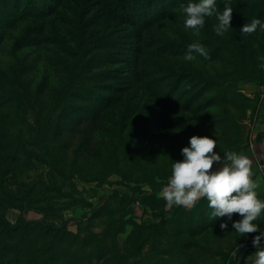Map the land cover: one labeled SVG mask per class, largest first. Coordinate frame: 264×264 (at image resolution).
Listing matches in <instances>:
<instances>
[{
    "label": "rangeland",
    "instance_id": "1",
    "mask_svg": "<svg viewBox=\"0 0 264 264\" xmlns=\"http://www.w3.org/2000/svg\"><path fill=\"white\" fill-rule=\"evenodd\" d=\"M188 2L0 0V264H254L259 233L159 195L191 137L248 157L263 121L264 32L240 30L264 0H216L222 37L183 28Z\"/></svg>",
    "mask_w": 264,
    "mask_h": 264
},
{
    "label": "clouds",
    "instance_id": "2",
    "mask_svg": "<svg viewBox=\"0 0 264 264\" xmlns=\"http://www.w3.org/2000/svg\"><path fill=\"white\" fill-rule=\"evenodd\" d=\"M183 28L199 34L205 25L206 17H214L213 30L217 36H224L232 28L233 9L225 4L222 11L216 8V0H189L183 7ZM259 30L264 32V20L253 19L240 30L245 38ZM209 58L205 47L199 43L188 46L183 60L196 61L197 57ZM258 67L264 70V57ZM216 141L208 136H193L188 145L181 149L182 160L172 163L171 177L161 190L160 196L169 206L189 207L199 199L205 198L212 210V218L227 217L231 228L242 237L250 233H259L252 238L256 248L254 264H264V231L254 223L264 210V201L258 199L256 189L259 184L251 179V160L240 153L225 152L223 156ZM216 166L213 170V166ZM233 214L241 219L233 220ZM229 227L221 223V230Z\"/></svg>",
    "mask_w": 264,
    "mask_h": 264
},
{
    "label": "crops",
    "instance_id": "3",
    "mask_svg": "<svg viewBox=\"0 0 264 264\" xmlns=\"http://www.w3.org/2000/svg\"><path fill=\"white\" fill-rule=\"evenodd\" d=\"M263 121L258 126V133L254 135V141L249 145L248 158L251 160L252 164L258 165V163H263L264 166V106H263Z\"/></svg>",
    "mask_w": 264,
    "mask_h": 264
},
{
    "label": "trees",
    "instance_id": "4",
    "mask_svg": "<svg viewBox=\"0 0 264 264\" xmlns=\"http://www.w3.org/2000/svg\"><path fill=\"white\" fill-rule=\"evenodd\" d=\"M126 0H122V1H120L119 0V2L121 3V2H125ZM151 1V0H150ZM153 1V0H152ZM155 1V0H154ZM125 7H123V8H121L120 9V12H122V9H124ZM123 14V13H122ZM2 80H4V79H2ZM4 83V82H3ZM252 252H253V250L252 249H248L246 252H245V254H244V257H243V260H242V262H241V264H245L246 263V261H247V259L250 257V256H252ZM236 263V261L234 262V264Z\"/></svg>",
    "mask_w": 264,
    "mask_h": 264
},
{
    "label": "water",
    "instance_id": "5",
    "mask_svg": "<svg viewBox=\"0 0 264 264\" xmlns=\"http://www.w3.org/2000/svg\"><path fill=\"white\" fill-rule=\"evenodd\" d=\"M246 250H247V248L242 252V254H241V256H240V258H239L237 264H241V262H242V260H243V257H244V254H245V252H246Z\"/></svg>",
    "mask_w": 264,
    "mask_h": 264
}]
</instances>
